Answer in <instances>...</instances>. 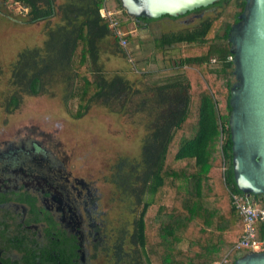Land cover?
Listing matches in <instances>:
<instances>
[{
	"label": "trees",
	"instance_id": "trees-1",
	"mask_svg": "<svg viewBox=\"0 0 264 264\" xmlns=\"http://www.w3.org/2000/svg\"><path fill=\"white\" fill-rule=\"evenodd\" d=\"M10 1L28 8L29 23L48 21L53 14V0ZM102 8L121 9L118 0H73L62 8L63 24L49 29L43 45L47 58L41 57L38 64L36 49L21 53L13 74L15 85L36 95L42 88L40 76L67 64L73 71L69 98L76 99L74 118L84 115L92 99L124 85L120 77L106 83L92 74L98 58L96 44L110 36L107 22L99 15ZM213 22L205 21L185 34L159 37L156 59L163 62L164 70L150 76L168 81L157 88L155 99L165 109L156 113L143 140L140 161L119 160L111 179L122 197L141 206L128 239L130 255L124 250V239L115 244L122 263L128 259L130 264H234L244 251L234 248L243 222L229 195L238 191L228 128L232 84L219 78L232 69L227 42L230 27L217 35L220 22ZM175 43L195 46L177 52L170 47ZM213 58L219 67L213 66ZM20 102V97L11 96L6 112L13 113ZM254 201L264 206L261 197L255 196ZM255 227L256 239L262 241L264 223L257 222Z\"/></svg>",
	"mask_w": 264,
	"mask_h": 264
},
{
	"label": "rangeland",
	"instance_id": "rangeland-1",
	"mask_svg": "<svg viewBox=\"0 0 264 264\" xmlns=\"http://www.w3.org/2000/svg\"><path fill=\"white\" fill-rule=\"evenodd\" d=\"M241 2L227 0L187 15L163 17L147 24L129 18L122 9L111 10L116 11L118 27L127 43L121 47L109 29L110 36L104 40V49L111 47L116 56L107 63L113 53L109 51L100 55L99 70L102 73L96 66L92 67L93 77L106 83L120 77L125 83L118 86V90H106V94L92 99L84 115L74 118L71 112L76 107V99L69 98L73 71L67 64L40 76L42 88L36 95L15 85L13 74L19 55L36 49L40 64L41 57L47 58L43 45L51 30H47L50 28L47 22L40 28L23 32L26 16L20 13L21 6L10 0L7 3L0 1V142L15 137H35L64 156L70 170L96 187L100 196L98 209L107 235L106 245L111 246L122 238L126 241L124 250L130 255L132 247L128 239L141 206L135 205L133 199L122 197L111 179L119 160L127 159L132 164L140 161L143 140L156 113L165 109V106L156 104L155 99L157 88L168 81L150 76L164 70L163 62L156 59L159 37L185 34L197 29L201 22H213L216 18L215 21L220 22L216 34L222 35L223 30L234 23L235 15L242 11ZM194 44L175 43L170 47L179 52ZM210 61L214 67H219L214 58ZM171 64L176 67L174 61ZM231 71L228 70L225 78L223 74L219 78L233 84L235 79ZM167 92L172 94L174 90ZM11 96L20 97L21 102L13 113H7L5 106ZM248 252L244 249L241 255ZM93 264H115V258L111 251H106L104 255L99 254ZM118 264H130V260Z\"/></svg>",
	"mask_w": 264,
	"mask_h": 264
},
{
	"label": "flooded vegetation",
	"instance_id": "flooded-vegetation-1",
	"mask_svg": "<svg viewBox=\"0 0 264 264\" xmlns=\"http://www.w3.org/2000/svg\"><path fill=\"white\" fill-rule=\"evenodd\" d=\"M67 162L39 138L0 142V264H93L106 251L120 263L117 242L106 245L96 187Z\"/></svg>",
	"mask_w": 264,
	"mask_h": 264
},
{
	"label": "water",
	"instance_id": "water-1",
	"mask_svg": "<svg viewBox=\"0 0 264 264\" xmlns=\"http://www.w3.org/2000/svg\"><path fill=\"white\" fill-rule=\"evenodd\" d=\"M131 19L179 17L221 0H118ZM235 82L229 90L228 128L236 189L264 201V0H244L227 39ZM234 264H264V251Z\"/></svg>",
	"mask_w": 264,
	"mask_h": 264
},
{
	"label": "built area",
	"instance_id": "built-area-1",
	"mask_svg": "<svg viewBox=\"0 0 264 264\" xmlns=\"http://www.w3.org/2000/svg\"><path fill=\"white\" fill-rule=\"evenodd\" d=\"M99 15L107 22L108 28L111 30L112 35L118 39L121 47L126 46V39L121 29L118 27L119 22L116 20V11L106 10L102 8L99 10ZM229 59H231L229 57ZM231 203L237 210L238 215L243 222L242 235L235 245L236 250L250 249L249 253H259L264 251V239L258 241L256 239L257 222L264 223V206H259L255 201L253 195H248L242 192H229ZM217 264H225L222 261Z\"/></svg>",
	"mask_w": 264,
	"mask_h": 264
},
{
	"label": "crops",
	"instance_id": "crops-1",
	"mask_svg": "<svg viewBox=\"0 0 264 264\" xmlns=\"http://www.w3.org/2000/svg\"><path fill=\"white\" fill-rule=\"evenodd\" d=\"M83 2H88L89 0H82ZM73 2V0H53V14H52V16L49 18V20L48 21H38V22H34V23H29L28 22V17H27V12H28V8H26L25 6H23V5H19V4H17V5H19V6H21L20 7V10H21V12L20 13H22V15L26 18L25 19V21H23L24 23V26H26L25 27V29H23V32H24V30L25 31H28V30H32V28H40V26L41 25H46V23L47 22H49L48 23V27H50V28H54V23L55 22H57V25L58 26H60V25H62L63 24V21L61 20V18H62V16H61V9L62 8H67L68 6H69V4H71ZM149 23V22H148ZM28 25H31V26H28ZM29 28H31V29H29ZM49 28V29H50ZM49 29H47V30H49ZM42 38H43V33H42ZM44 40V39H43ZM42 40V41H43ZM104 39L103 40H100L97 44H96V48H98V58H97V60H96V65L95 64H93L92 65V67H94L95 68V66L98 68V70L97 71H100L99 73H102V71H101V69L99 70V61H100V55H102V54H104V53H109V51L110 52H112L113 54V56L112 57H110V60H108L107 61V63H109V62H111V61H113V59L115 58V53H116V51L114 52L113 51V49L111 48V47H107V49L105 50L104 49ZM100 56V57H99ZM109 57V56H108ZM117 58V57H116ZM92 70V69H91ZM93 71H94V69L92 70V74H93Z\"/></svg>",
	"mask_w": 264,
	"mask_h": 264
}]
</instances>
